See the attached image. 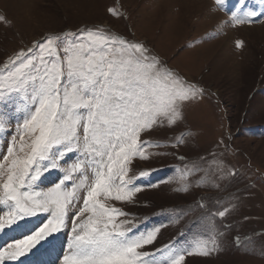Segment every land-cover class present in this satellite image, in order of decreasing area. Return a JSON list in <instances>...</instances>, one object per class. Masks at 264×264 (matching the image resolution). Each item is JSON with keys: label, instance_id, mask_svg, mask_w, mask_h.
Returning <instances> with one entry per match:
<instances>
[{"label": "rangeland", "instance_id": "374dc122", "mask_svg": "<svg viewBox=\"0 0 264 264\" xmlns=\"http://www.w3.org/2000/svg\"><path fill=\"white\" fill-rule=\"evenodd\" d=\"M241 8L258 15L234 25L231 13ZM0 17V67L49 36L92 29L142 43L161 66L202 89L175 125L142 133V141L160 145L147 147V159L137 156L129 165L142 190L130 202L107 203L127 213L118 219L131 220L137 234L160 227L147 251L173 243L191 249L214 235V251L188 255L184 264H264V0H0ZM10 139L0 133V153ZM77 156L71 153L45 172L38 188L59 182ZM79 195L67 227L9 264L23 263L55 240L54 264H62L85 193ZM225 210L224 217L215 215ZM48 216L26 217L22 227L0 233V246Z\"/></svg>", "mask_w": 264, "mask_h": 264}, {"label": "snow or ice", "instance_id": "6c2138e0", "mask_svg": "<svg viewBox=\"0 0 264 264\" xmlns=\"http://www.w3.org/2000/svg\"><path fill=\"white\" fill-rule=\"evenodd\" d=\"M257 15L241 8L231 19L239 25ZM202 92L161 66L142 43L101 30L49 36L10 56L0 67V133L11 137L0 153V206L8 209L0 207V233L22 227L26 217L49 216L0 246V264L18 261L67 227L81 191L83 204L72 220L62 264H184L188 255L214 251V235L191 249L173 243L147 251L160 227L137 234L131 220L118 219L127 213L107 203L130 202L142 190L129 165L137 156L147 159V147L160 146L142 141V133L175 125L185 103ZM71 153L77 159L59 182L39 189L43 174ZM76 174L69 188L66 182Z\"/></svg>", "mask_w": 264, "mask_h": 264}, {"label": "bare ground", "instance_id": "6f19581e", "mask_svg": "<svg viewBox=\"0 0 264 264\" xmlns=\"http://www.w3.org/2000/svg\"><path fill=\"white\" fill-rule=\"evenodd\" d=\"M55 241L56 242H53L50 246L45 247L46 251L43 248L44 251L41 252L39 251L36 255H33L31 258H28L26 261L20 264H54L55 256L56 254H58V249L54 247L59 246V241L57 240ZM53 250L55 251L56 254L54 253Z\"/></svg>", "mask_w": 264, "mask_h": 264}]
</instances>
